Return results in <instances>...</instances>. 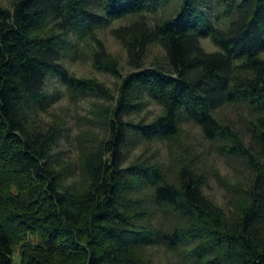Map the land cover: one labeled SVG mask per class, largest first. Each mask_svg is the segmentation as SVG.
<instances>
[{"label": "trees", "instance_id": "1", "mask_svg": "<svg viewBox=\"0 0 264 264\" xmlns=\"http://www.w3.org/2000/svg\"><path fill=\"white\" fill-rule=\"evenodd\" d=\"M116 21L125 65L99 37ZM79 56L115 90L75 76L65 61ZM58 86L110 102L76 165L61 119L44 118ZM226 107L245 114L222 119ZM185 124L248 169L227 208L186 151L174 172L129 157ZM155 248L177 264H264V0H0V264H160Z\"/></svg>", "mask_w": 264, "mask_h": 264}, {"label": "rangeland", "instance_id": "2", "mask_svg": "<svg viewBox=\"0 0 264 264\" xmlns=\"http://www.w3.org/2000/svg\"><path fill=\"white\" fill-rule=\"evenodd\" d=\"M170 7V6H169ZM169 9L168 12L171 11ZM123 24L122 21L114 22L110 27L99 31L100 39L105 43L108 51L119 58L122 63L126 64V54L122 46L111 35V29ZM204 47L209 50H215L210 40L202 41ZM158 49H153L152 55H156ZM70 71L77 77L86 79H97L105 84L112 92L118 85V79L94 69L88 57H78L67 59L65 61ZM55 90L53 86L50 88ZM59 96L52 102L51 108L45 115L46 120H51L57 116L61 119L64 126V136L59 141V151L64 154L66 162L76 163L79 160L82 149L92 144L103 135L101 128V119L98 114L102 108H108L110 102L101 97H81L69 94L65 88L59 87ZM160 113L157 105L149 103L141 115L147 116L150 121ZM242 110L236 107H226L218 114L222 119H234L237 121L242 116ZM245 114V113H244ZM183 132L178 140L159 141L154 143L140 142L133 145L130 149L131 158L141 156V159L152 158L164 163L171 172H174L176 166L181 162L178 161L179 155L186 151L188 158L197 162L209 174L208 185L205 193L211 197L219 206L227 208L231 204L233 198L237 199V194L233 191L235 185L241 184L249 176V171L245 164L240 160L220 151L219 145L207 141L202 136L200 129L192 124H185L182 128ZM187 147V149H186ZM75 175L79 176L75 166ZM151 255L154 262L163 264L180 263L179 258L173 253L165 251L163 248H155ZM18 260V257L15 258Z\"/></svg>", "mask_w": 264, "mask_h": 264}]
</instances>
